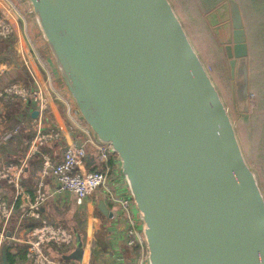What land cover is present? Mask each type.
Segmentation results:
<instances>
[{"label":"water","instance_id":"95a60500","mask_svg":"<svg viewBox=\"0 0 264 264\" xmlns=\"http://www.w3.org/2000/svg\"><path fill=\"white\" fill-rule=\"evenodd\" d=\"M26 1L70 106L115 157L144 264H264V191L237 131L251 100L238 3L229 109L171 0Z\"/></svg>","mask_w":264,"mask_h":264},{"label":"crops","instance_id":"0c3cea01","mask_svg":"<svg viewBox=\"0 0 264 264\" xmlns=\"http://www.w3.org/2000/svg\"><path fill=\"white\" fill-rule=\"evenodd\" d=\"M171 1L213 81L215 78L218 84H221L225 98H229L230 101L231 77L225 46L231 39L232 27L227 0H187L186 5L191 4L192 7L191 10L190 7L188 8L186 15L182 14L186 16L185 19L180 15L174 1ZM235 1L240 7L247 37L251 97L249 115L247 118L238 119L237 131L242 148L249 158V163L257 171L263 189L264 72L260 57L264 49L261 43L253 38L249 39L245 14L246 11L264 13V0ZM0 16L8 19L13 28V34L0 43V63L11 65L5 72L0 73V169L5 164L19 163L24 159L39 125L44 132L52 131L56 134L53 139L45 140L39 148V157L29 158L21 180V185L29 196L36 195V191L40 189L47 197L41 207V222L63 227L71 237L69 246L57 247L49 243L44 245L43 250L54 259L72 264H144L145 254L140 255L139 249L135 251L133 247L126 245L124 241L126 221L119 214V207L114 206L112 202V195L115 198H122L128 194L125 182L118 174L111 175L108 183L109 192L100 189L90 194L82 206H77L73 194L59 190L50 179H41L43 159L46 157L51 162L58 163L64 150L71 146L74 150L75 144L85 146V156L78 160L79 171H101L103 166L97 157L98 148L94 138L80 122L69 103L61 102L62 98L67 102L68 99L65 97L67 96L65 92L60 91V81L50 57L35 56L37 54L35 45L36 48L42 50L43 55L47 53V50L39 27L29 11L27 1L0 0ZM252 18L255 21L257 19L255 15ZM16 46L20 48L21 59L17 58ZM25 57L34 78L23 65L22 60ZM49 82L53 88V84H56L60 89L55 86L56 89L54 88L55 92H53ZM214 83L217 85L215 81ZM11 86L29 92L36 87L41 89L49 103L45 112L42 115L40 113L32 116L33 112L38 109L28 98L3 93ZM40 183H42L41 187H39ZM13 193L11 188L0 184L2 201L11 203ZM100 204L107 208L108 215L99 210ZM20 218L21 210L16 209L11 225L14 227L21 223L20 228L26 232L39 225L32 219H22L20 222ZM78 243L82 244L83 249L80 262L65 260L67 256L76 251ZM12 246L11 252L13 253L16 252L18 246L25 248L21 244H12ZM16 264H27V260L25 263L17 262Z\"/></svg>","mask_w":264,"mask_h":264},{"label":"built area","instance_id":"2783aa9c","mask_svg":"<svg viewBox=\"0 0 264 264\" xmlns=\"http://www.w3.org/2000/svg\"><path fill=\"white\" fill-rule=\"evenodd\" d=\"M13 34V28L8 19L0 16V43L8 39ZM23 65L29 70L32 77V69L29 66L28 60L23 58ZM11 65L0 63V73L5 72ZM31 69V70H30ZM11 86L6 89L4 94H17L23 98H28L35 104L41 115L47 109L48 100L39 88L33 89L31 92ZM40 115V116H41ZM56 134L52 131L44 132L37 129L36 136L32 141L27 155L19 163H9L2 166L0 169V184L9 187L14 192L13 201L6 203L0 199V264L2 257V250L5 244H21L25 247L27 264H72L70 262H61L50 257L44 250L45 244H54L57 247L69 246L71 244V237L67 231L60 226H51L41 222V207L47 200L46 195L40 189L36 191L34 197H30L21 185L22 176L28 164L29 158L39 153V148L43 145L45 140L53 139ZM98 148V160L103 166L102 172H82L78 170V160L85 156L84 145H74V150L67 147L64 150L63 156L58 163L51 162L50 159L44 158L41 179H50L56 184L59 190L66 191L75 196L77 206H82L84 200L92 193L104 189L108 190V183L115 167L112 169L109 165L111 155L107 147L95 143ZM42 183L39 184V187ZM112 202L114 206L119 207L120 215L126 221L124 231V241L129 247L138 246L139 254H144V245L141 235L136 227L135 217L133 213V202L128 194L122 198H115L113 195ZM19 202V209L21 210L22 219H32L39 223L32 230H25L20 228L21 223L16 226L11 225V220L14 215L15 205ZM10 233L8 236L7 234ZM27 235V236H26ZM26 236V238H25Z\"/></svg>","mask_w":264,"mask_h":264},{"label":"trees","instance_id":"16d2710c","mask_svg":"<svg viewBox=\"0 0 264 264\" xmlns=\"http://www.w3.org/2000/svg\"><path fill=\"white\" fill-rule=\"evenodd\" d=\"M245 15L247 17V23H248L247 24V28H248V33H249V39L253 38L256 42L261 43L262 48L264 49V13H257V12H254V11H246ZM253 15H255V17H257L256 21L254 20V18H252ZM254 46H256V45H254ZM254 46H253V48H254ZM251 49H252V46H251ZM260 60L262 62L261 66H262L263 72H264V53L260 57ZM60 91L63 92L61 89H60ZM65 97L67 98V96H65ZM39 156H40V153L35 154L33 156V158H36V157H39ZM246 157L249 160L248 156H246ZM252 162L256 166V164H255L253 159H252ZM109 165L111 166L112 169L115 167L114 158L110 159ZM91 172H95V170L91 171ZM99 172H102V170L99 171ZM30 197L33 198L34 195H31ZM16 209H19V202H17L16 205H15V210ZM133 248L135 249V251L138 250V246L133 247ZM12 250H13V246H12V244H10L8 246V250H7V260H8V262L10 264H16L17 262L25 263V261H26L25 248L18 246V248L16 249L15 253L11 252Z\"/></svg>","mask_w":264,"mask_h":264},{"label":"rangeland","instance_id":"374dc122","mask_svg":"<svg viewBox=\"0 0 264 264\" xmlns=\"http://www.w3.org/2000/svg\"><path fill=\"white\" fill-rule=\"evenodd\" d=\"M174 1V3H175V6H176V8H177V10L179 11V13H180V15L182 16V14L183 15H186V12L188 13V8L191 10V7H192V5L190 4V6H188V5H186V2H187V0H173ZM183 17V19H185V17L184 16H182ZM35 52L37 53V54H35V56H49L48 55V53H45L44 55H43V53H42V50H40L39 48H36V45H35ZM50 81V80H49ZM214 81L217 83V85H218V87H219V91H220V93H221V95H222V97L224 98V100L226 101V103H227V105H228V107H229V109H231L230 108V101H229V98L227 99V98H225V96H224V94H223V91H224V89L222 88V86H221V84H218V82L216 81V79L214 78ZM46 82L48 83V81L46 80ZM50 84L49 85H51V82H49ZM53 86H54V88H55V86L56 87H58L56 84H53ZM60 87H61V90L63 91V92H65L64 90H63V87L61 86V84H60ZM50 88L53 90V92H55V90H54V88L52 87V85L50 86ZM59 88V87H58ZM56 89V88H55ZM60 89V88H59ZM52 90H50V91H52ZM55 94V93H54ZM66 94V93H65ZM51 95H52V93H51ZM60 98H62V97H60ZM63 100H61V102H66L67 104L69 103V101L67 102V100L66 99H64V98H62ZM69 105H70V103H69ZM231 113H232V111H231ZM70 115V117L72 116L71 115V113L69 114ZM233 117L236 119L237 117L236 116H234V114H233ZM257 160H259L258 159V157H257ZM262 184H264V183H262ZM263 191H264V188H263Z\"/></svg>","mask_w":264,"mask_h":264},{"label":"bare ground","instance_id":"6f19581e","mask_svg":"<svg viewBox=\"0 0 264 264\" xmlns=\"http://www.w3.org/2000/svg\"><path fill=\"white\" fill-rule=\"evenodd\" d=\"M37 111H39V110H37ZM39 114H40V112H39Z\"/></svg>","mask_w":264,"mask_h":264}]
</instances>
